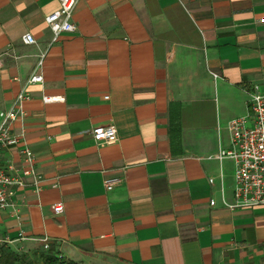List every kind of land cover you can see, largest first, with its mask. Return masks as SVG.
I'll return each mask as SVG.
<instances>
[{"label": "crops", "instance_id": "0c3cea01", "mask_svg": "<svg viewBox=\"0 0 264 264\" xmlns=\"http://www.w3.org/2000/svg\"><path fill=\"white\" fill-rule=\"evenodd\" d=\"M59 9L0 0V112L28 94L11 130L42 176L0 210L4 249L37 261L47 239L79 264H264V207L226 206L236 166L217 158L249 93L264 94V0H80L75 32L52 44ZM45 52L44 83L28 85ZM100 127L115 143L93 139ZM19 148L2 167L21 166Z\"/></svg>", "mask_w": 264, "mask_h": 264}, {"label": "built area", "instance_id": "2783aa9c", "mask_svg": "<svg viewBox=\"0 0 264 264\" xmlns=\"http://www.w3.org/2000/svg\"><path fill=\"white\" fill-rule=\"evenodd\" d=\"M80 0H59L60 9L46 18V23L50 28L53 39L52 44L57 42L61 35L73 33L76 26L73 22V15ZM27 45L35 44L36 41L31 34L24 37ZM47 53H43L38 60L34 74L28 79V85L43 84L44 77L40 73L44 65ZM250 111L245 118L231 122L229 130L232 136V147L229 151L220 150L218 159L233 160L235 170L234 203L226 206L230 209L242 208L252 209L264 207V94L255 88L249 93ZM108 100V97L105 98ZM29 100V96L22 91L14 104V107L7 112H0V153L14 147L19 148L21 166L10 164L7 168L0 164V210L5 211L15 208L13 200L15 192L19 189L27 188V180H33V189L39 192V185L42 181L35 167V156L32 150L22 144L23 136L12 133L11 126L16 121H23L26 114L23 104ZM60 101L54 98H44V103ZM251 123V127H249ZM96 142L107 144L115 143L117 131L114 127L95 128L92 132ZM118 184L117 181H107L105 188L112 191ZM214 205V202H212ZM64 211L62 204L53 207L54 214L58 215ZM9 241L0 239L1 249ZM44 251L50 248L49 241L42 240Z\"/></svg>", "mask_w": 264, "mask_h": 264}, {"label": "trees", "instance_id": "16d2710c", "mask_svg": "<svg viewBox=\"0 0 264 264\" xmlns=\"http://www.w3.org/2000/svg\"><path fill=\"white\" fill-rule=\"evenodd\" d=\"M0 264H79L74 261H68L60 258L56 246L50 244L48 251H42L37 261L28 260L27 256L19 255L15 252L1 249Z\"/></svg>", "mask_w": 264, "mask_h": 264}, {"label": "rangeland", "instance_id": "374dc122", "mask_svg": "<svg viewBox=\"0 0 264 264\" xmlns=\"http://www.w3.org/2000/svg\"><path fill=\"white\" fill-rule=\"evenodd\" d=\"M247 115H248V113L244 115V118H245ZM249 127H251V123H249ZM93 264H100V263H98V262H94Z\"/></svg>", "mask_w": 264, "mask_h": 264}]
</instances>
